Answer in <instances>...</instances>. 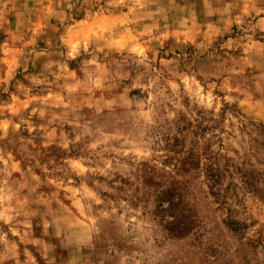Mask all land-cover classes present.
I'll return each instance as SVG.
<instances>
[{"label": "rangeland", "instance_id": "374dc122", "mask_svg": "<svg viewBox=\"0 0 264 264\" xmlns=\"http://www.w3.org/2000/svg\"><path fill=\"white\" fill-rule=\"evenodd\" d=\"M0 264H264V0H0Z\"/></svg>", "mask_w": 264, "mask_h": 264}]
</instances>
